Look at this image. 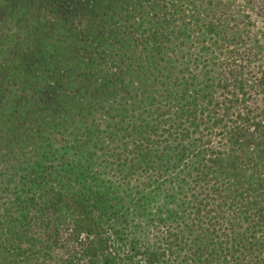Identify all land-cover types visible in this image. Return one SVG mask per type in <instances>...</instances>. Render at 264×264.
Returning a JSON list of instances; mask_svg holds the SVG:
<instances>
[{
  "label": "trees",
  "instance_id": "1",
  "mask_svg": "<svg viewBox=\"0 0 264 264\" xmlns=\"http://www.w3.org/2000/svg\"><path fill=\"white\" fill-rule=\"evenodd\" d=\"M234 2L0 0V264H264Z\"/></svg>",
  "mask_w": 264,
  "mask_h": 264
},
{
  "label": "rangeland",
  "instance_id": "2",
  "mask_svg": "<svg viewBox=\"0 0 264 264\" xmlns=\"http://www.w3.org/2000/svg\"><path fill=\"white\" fill-rule=\"evenodd\" d=\"M234 4L235 14L243 18L235 17L245 22L241 28L245 29L248 37L252 36L264 51V0H236ZM262 55L264 56V53Z\"/></svg>",
  "mask_w": 264,
  "mask_h": 264
}]
</instances>
